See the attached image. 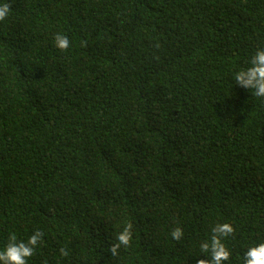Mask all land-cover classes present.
I'll return each mask as SVG.
<instances>
[{"label": "trees", "instance_id": "trees-1", "mask_svg": "<svg viewBox=\"0 0 264 264\" xmlns=\"http://www.w3.org/2000/svg\"><path fill=\"white\" fill-rule=\"evenodd\" d=\"M261 45L264 0H12L0 245L39 229L30 264H197L227 222L242 264L264 240V103L230 80Z\"/></svg>", "mask_w": 264, "mask_h": 264}, {"label": "clouds", "instance_id": "clouds-1", "mask_svg": "<svg viewBox=\"0 0 264 264\" xmlns=\"http://www.w3.org/2000/svg\"><path fill=\"white\" fill-rule=\"evenodd\" d=\"M12 13V0H0V24L5 23ZM54 47L60 52L70 47V40L64 34H56L53 38ZM231 85H235L249 92L264 103V45L258 46L251 53L243 65L235 67L231 73ZM235 229L232 224L216 223L210 230L207 239L199 243V252L206 259L197 260V264H230L231 251L226 241L233 235ZM170 238L179 241L184 236L180 227L173 228ZM44 233L33 229L26 239L11 234L7 241L0 245V264H30L43 240ZM115 243L110 251L116 255L121 247L130 246L132 239V225L125 224L115 233ZM60 255H69L67 247L60 249ZM200 256V257H201ZM242 264H264V240H256L246 245L241 257Z\"/></svg>", "mask_w": 264, "mask_h": 264}]
</instances>
